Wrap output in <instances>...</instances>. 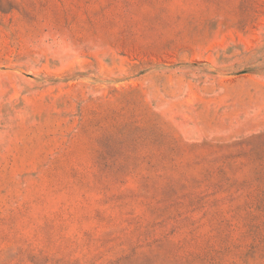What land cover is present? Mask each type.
I'll use <instances>...</instances> for the list:
<instances>
[{
  "label": "rangeland",
  "instance_id": "374dc122",
  "mask_svg": "<svg viewBox=\"0 0 264 264\" xmlns=\"http://www.w3.org/2000/svg\"><path fill=\"white\" fill-rule=\"evenodd\" d=\"M0 264H264V0H0Z\"/></svg>",
  "mask_w": 264,
  "mask_h": 264
}]
</instances>
